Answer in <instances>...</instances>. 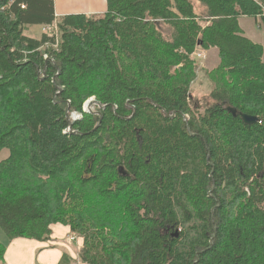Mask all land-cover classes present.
<instances>
[{
    "label": "trees",
    "instance_id": "trees-1",
    "mask_svg": "<svg viewBox=\"0 0 264 264\" xmlns=\"http://www.w3.org/2000/svg\"><path fill=\"white\" fill-rule=\"evenodd\" d=\"M240 18L264 26V0H106L36 40L24 31L53 23V1L0 0L8 240L61 224L82 264H264V50ZM196 47L220 60L203 105L189 93Z\"/></svg>",
    "mask_w": 264,
    "mask_h": 264
},
{
    "label": "crops",
    "instance_id": "crops-1",
    "mask_svg": "<svg viewBox=\"0 0 264 264\" xmlns=\"http://www.w3.org/2000/svg\"><path fill=\"white\" fill-rule=\"evenodd\" d=\"M52 1L56 21L67 15L89 16L106 12V0ZM50 232L48 240L43 242L25 238L8 240L7 236L1 233L0 241L3 242L0 244L5 250L0 264H60L63 255L68 257V264H82L78 262L82 240L72 235L69 228L61 224L51 225Z\"/></svg>",
    "mask_w": 264,
    "mask_h": 264
},
{
    "label": "rangeland",
    "instance_id": "rangeland-1",
    "mask_svg": "<svg viewBox=\"0 0 264 264\" xmlns=\"http://www.w3.org/2000/svg\"><path fill=\"white\" fill-rule=\"evenodd\" d=\"M195 12L198 15V25L203 28L206 26L207 23V13L204 11L201 6L195 4L194 6ZM103 15V14H102ZM89 16H101V15H89ZM263 20L261 18H258L256 20L251 18H241L239 20V26L243 32V36H245L247 39L252 41L255 44L260 45L264 50V26H263ZM160 31L162 33V36L166 40H170L172 37L171 30L168 26L160 25ZM44 33L41 30V27L39 26H31L27 27L24 31V35L29 36L33 39H40V37ZM45 35V34H44ZM48 38L52 39L55 38L57 41L59 39L58 29L47 32L46 35ZM54 47V46H53ZM57 46L54 47V49ZM47 48V46H45ZM193 53H203L204 58L203 59H196L192 55H190L191 61H193V65L197 67V77L195 81L192 83L189 93L192 95L194 103L196 105H203L208 100V94L211 90V84L208 81L207 73H210L215 68L219 66V56L216 49H209L208 51L201 49L200 47H196ZM192 53V54H193ZM262 62L264 63V51L262 54ZM75 117V116H74ZM9 155V152L7 150H2L0 153V162L5 160ZM23 172H19V175H23ZM0 231H2L0 229ZM4 232H0V234ZM3 242V241H0Z\"/></svg>",
    "mask_w": 264,
    "mask_h": 264
},
{
    "label": "water",
    "instance_id": "water-1",
    "mask_svg": "<svg viewBox=\"0 0 264 264\" xmlns=\"http://www.w3.org/2000/svg\"><path fill=\"white\" fill-rule=\"evenodd\" d=\"M92 104H95L93 101H90L89 103H87V104H85L84 105V107H85V111H90V109H91V105ZM230 113H232L233 115H235L234 113V111L232 110V109H229L228 110ZM241 119H242V121L245 123V124H248V125H250V124H254V123H256V121H257V119L255 118V117H250V116H246V115H241Z\"/></svg>",
    "mask_w": 264,
    "mask_h": 264
},
{
    "label": "built area",
    "instance_id": "built-area-1",
    "mask_svg": "<svg viewBox=\"0 0 264 264\" xmlns=\"http://www.w3.org/2000/svg\"><path fill=\"white\" fill-rule=\"evenodd\" d=\"M56 28H57V24H56V19H55L51 25L43 26L41 28V30L45 35H47V32H52V31L56 30ZM192 56L195 57L196 59H203L204 58L203 53H193ZM44 58L47 59L46 56ZM75 118H77V117H75Z\"/></svg>",
    "mask_w": 264,
    "mask_h": 264
}]
</instances>
